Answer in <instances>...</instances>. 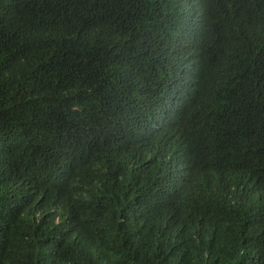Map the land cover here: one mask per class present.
Returning <instances> with one entry per match:
<instances>
[{
  "label": "trees",
  "instance_id": "16d2710c",
  "mask_svg": "<svg viewBox=\"0 0 264 264\" xmlns=\"http://www.w3.org/2000/svg\"><path fill=\"white\" fill-rule=\"evenodd\" d=\"M0 264H264V0H0Z\"/></svg>",
  "mask_w": 264,
  "mask_h": 264
}]
</instances>
